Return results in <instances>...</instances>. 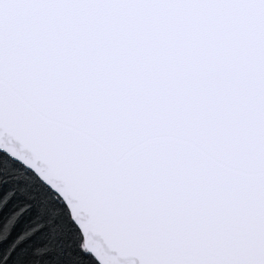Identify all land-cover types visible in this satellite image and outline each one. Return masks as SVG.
I'll return each mask as SVG.
<instances>
[{"label": "snow or ice", "instance_id": "6c2138e0", "mask_svg": "<svg viewBox=\"0 0 264 264\" xmlns=\"http://www.w3.org/2000/svg\"><path fill=\"white\" fill-rule=\"evenodd\" d=\"M0 264H264V0H0Z\"/></svg>", "mask_w": 264, "mask_h": 264}, {"label": "water", "instance_id": "95a60500", "mask_svg": "<svg viewBox=\"0 0 264 264\" xmlns=\"http://www.w3.org/2000/svg\"><path fill=\"white\" fill-rule=\"evenodd\" d=\"M226 72V67L219 60L204 69L183 66L178 69V83L184 92L185 102L189 105L193 114L198 113L201 117L207 118L209 98L214 97L219 102ZM216 111L218 113L219 109L217 108ZM197 147L198 145L192 148L193 153L197 152ZM190 163L195 166L199 163V160L193 157ZM209 163L219 167L223 160L219 155H215L209 160Z\"/></svg>", "mask_w": 264, "mask_h": 264}]
</instances>
